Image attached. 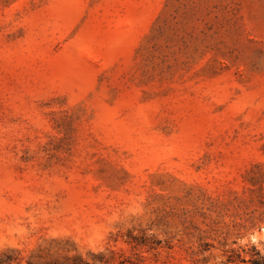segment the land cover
I'll list each match as a JSON object with an SVG mask.
<instances>
[{"label": "rangeland", "instance_id": "obj_1", "mask_svg": "<svg viewBox=\"0 0 264 264\" xmlns=\"http://www.w3.org/2000/svg\"><path fill=\"white\" fill-rule=\"evenodd\" d=\"M264 254V0H0V264Z\"/></svg>", "mask_w": 264, "mask_h": 264}, {"label": "trees", "instance_id": "obj_2", "mask_svg": "<svg viewBox=\"0 0 264 264\" xmlns=\"http://www.w3.org/2000/svg\"><path fill=\"white\" fill-rule=\"evenodd\" d=\"M249 258H240L239 255H237V258H239V262H242L244 264H264V254H261L260 252L255 251L254 247H252L249 250ZM234 262L231 257L227 259V264H230Z\"/></svg>", "mask_w": 264, "mask_h": 264}]
</instances>
